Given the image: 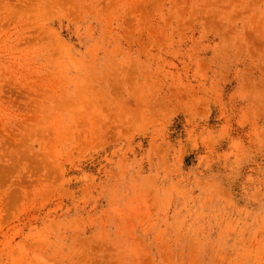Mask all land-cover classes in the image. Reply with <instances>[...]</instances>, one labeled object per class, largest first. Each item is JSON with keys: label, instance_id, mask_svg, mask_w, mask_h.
Listing matches in <instances>:
<instances>
[{"label": "rangeland", "instance_id": "1", "mask_svg": "<svg viewBox=\"0 0 264 264\" xmlns=\"http://www.w3.org/2000/svg\"><path fill=\"white\" fill-rule=\"evenodd\" d=\"M0 264H264V0H0Z\"/></svg>", "mask_w": 264, "mask_h": 264}]
</instances>
